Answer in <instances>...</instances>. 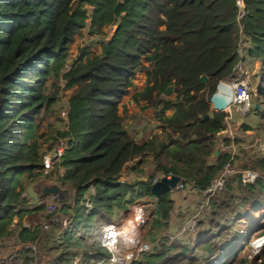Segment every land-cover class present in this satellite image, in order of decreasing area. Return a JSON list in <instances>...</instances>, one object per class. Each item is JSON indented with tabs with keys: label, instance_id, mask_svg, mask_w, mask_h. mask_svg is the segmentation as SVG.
<instances>
[{
	"label": "trees",
	"instance_id": "1",
	"mask_svg": "<svg viewBox=\"0 0 264 264\" xmlns=\"http://www.w3.org/2000/svg\"><path fill=\"white\" fill-rule=\"evenodd\" d=\"M239 1L0 0V240L12 235L10 227L17 218L19 243L14 251L23 256L24 264H74L86 245L79 233L93 237L97 224L101 229L117 212L144 198L155 200L151 231L159 232L149 251L133 264L248 262L242 252L255 228L248 225L254 216L264 214V155L243 166L240 157L245 152L239 145L244 141L238 135L255 132L264 139V0H241V6ZM87 20L93 35H103V29L113 25L117 29L100 42V54L84 46L63 71L70 46L82 35ZM259 62L258 109L236 115L246 119L237 124L233 140L223 141L224 151L212 161L216 136L224 131L228 113L215 110L211 97L220 82L237 78V65L245 72ZM139 73L145 74V87L132 100L144 103L143 110H156L159 124L152 130H161L142 144L129 135L118 114ZM54 79L58 87L72 90L68 127L58 124L62 130L55 135L70 141L57 182L72 187L75 195L62 209L67 225L55 223L41 233L40 227L22 225L29 213L22 195L25 182L42 176L45 153L40 131L59 102L57 91L50 94L47 88ZM169 86L174 99L164 97ZM205 115L209 117L204 119ZM147 158L154 174L180 177L185 193L190 189L202 193L231 158L237 173L210 197L196 231L181 229L176 234L170 230L174 192L156 199L150 191L154 174L146 179L138 175L144 174ZM137 159L134 180L121 182L124 167ZM244 170L258 174L254 183L241 182L239 173ZM87 200L90 210L85 208ZM259 229L263 236L264 225ZM162 230L168 235L161 236ZM86 248L78 264H103L110 257L99 242ZM250 264H264V249Z\"/></svg>",
	"mask_w": 264,
	"mask_h": 264
},
{
	"label": "rangeland",
	"instance_id": "2",
	"mask_svg": "<svg viewBox=\"0 0 264 264\" xmlns=\"http://www.w3.org/2000/svg\"><path fill=\"white\" fill-rule=\"evenodd\" d=\"M238 4L240 6L242 5L241 0L239 1ZM86 8L89 10V12L91 11V8H89V7H86ZM116 29H117V26L113 25V26H110L108 28H104L103 29V35H100V36L93 35L90 32L89 20H87V27L82 31V35L80 37H77L75 39L74 43L70 46L69 62L67 64V67H65V69L63 71H66L69 69L70 65L75 60V57L77 55L78 50L81 49L82 47L89 46L90 51L92 53H94V54L98 53L100 42L104 39L109 40L112 37V35L114 34ZM145 65H147V64H145ZM245 70H246L245 73L244 72L243 73L249 77L250 87H251V89H253L255 91V94H256V97H254V96L252 97V94H251L250 112H253V110H255V107L258 103L257 91L262 87V81H261L262 63L261 62L256 63V64H254V66H249L248 69L246 68ZM237 78H240L239 71H238ZM133 83H134V87L130 90L129 94L122 99V102L119 105L118 114L120 117H122L123 125L128 130L129 135L131 137H133L138 144H142V143L146 142L147 140H149L151 138V136H153V134L161 133V130L160 129L152 130L153 127L158 126V124H159L158 120L155 118L156 112L154 113L152 119H147L142 114L143 107L145 106V104L140 103L139 105H136L132 100V96L135 93L140 92L144 89V87H145V74L144 73L137 74ZM47 88H48V92L50 94L57 91L58 97H59L58 104L63 103V105L65 103H67V101L69 100L70 95L72 93V90H63L61 87H58L57 81L55 79L53 80V82L50 81L47 84ZM223 90L224 89H222V92H223ZM174 97H175V95L171 94V95L167 96L166 98L167 99H174ZM58 104L57 103L53 104V107H52L53 113H51L49 115V117H48L49 119H46L43 122L42 127L44 126V123H46L47 121L52 123V118L54 117V115H57L58 118L63 119L61 117V115H62L61 112L68 107H64V109H61ZM212 110H213V107H212ZM224 111L226 113H228V115H231V118H233V120H232V122H229V120L231 119L230 118L228 121H225V124H224L225 129L223 132H221L219 134L224 135L223 141L228 140V139L233 140V138L235 136L234 130L237 129L236 128L237 124L241 123V120L246 119V116L241 117V120H240V119H238L239 116H236L237 114L234 113L233 110L232 111L230 110L228 112V110L226 109ZM170 114H171V111L166 112V115L169 116ZM160 135H162V134H160ZM238 137H239V139L244 141V143H241L239 145V147L242 148L243 151L245 152L244 156H242V158L240 157V162L242 163L243 166L246 165L245 162L254 161V159L258 160V159H256V155H258V154H259V156L264 155V139L259 138L257 136V133H255V132L241 133L238 135ZM216 141H217V144L215 146V151L216 150H220V152L224 151V147H221L218 145V143L221 144V143H223V141H220V140H216ZM216 158L217 157H215L214 155L211 156L212 161H214ZM147 159L148 160L146 162V165L144 167H142L144 174H140V173L138 174L142 179H146L148 176L154 174V169L152 166L151 159L150 158H147ZM139 161H140V159H137L135 161L128 163L127 166L125 167V174L128 175L132 171V167L134 166V164L138 163ZM236 173H237V171H236ZM50 175H52V174H50ZM47 176H49V175H47ZM52 176H53L52 177L53 179L56 178L55 179L56 181H53V182H55V184L58 185L61 188V190H65L66 194L63 195V198L59 202L55 201V203H57V205L59 206V209H60L59 212L58 213L57 212L48 213L50 218L48 219V216H47V219L45 222L46 225L42 224V226L46 229L45 231L51 230L53 224L61 223L60 221H62L65 218H68L64 214L62 209L64 206H68V205L72 204L73 200H71V199H73V197H74L72 187H67V186L62 187L57 182L58 177H56V175H52ZM154 178L157 181H159L163 177L160 173H157V174H154ZM228 179H229V177H228ZM131 181H129V182H131ZM187 191H188V199H186L185 201L182 198L183 195L185 196V194H183V193H185V192H183V190L177 189V190L172 191V192H174L173 197L175 200V205L171 211L172 212V220H171L172 225H170V230L173 232H176V234H179L180 233L179 231L181 229L183 230V226L189 218L197 215V221H198V217L200 219V218L204 217V214H205L206 209L204 210V208L206 206L203 207L202 209L200 208L201 207V200H202V193H199L198 191L193 190V189H190ZM202 210H204V211L202 212V214L200 216H198L199 215L198 211H202ZM40 211L47 213L46 209H44V208H41ZM154 212H155V200H153L152 198H148V200L146 199V200L141 201V199H140V200H137L134 204H132L127 210L122 211V212H117L114 219L112 220V222H118L121 219L126 218V217L131 218V216L133 214L140 213L142 216V224L140 225L141 238L143 240V243L146 244L150 249L152 247V243L154 241H157L156 233L159 232L157 230L151 231V219L153 217ZM263 215L264 214H261L259 216H254L252 221L249 222L250 223V225H248L249 229L251 230L252 227H255V228H254L253 233H251V235L249 236L250 238L248 240V244L244 247L243 252H242V256L244 258L248 259V262L246 264H250L249 257L251 256V244L256 239H258V237L261 235L259 228H260V226L264 225V216ZM54 219H56V220H54ZM132 220L137 222V219L133 216H132ZM49 221H51L52 223L47 224ZM112 222H109V223H112ZM96 228H97V230H96V232L94 231L93 237H90V238L85 237L84 242L86 243V245H84V247H82V249H81L82 253H84L86 250H89V248H86V247L90 246L89 243H93V246L98 243V241L100 239V231L102 228L99 229V224L96 225ZM75 234H74V236H75ZM79 234L81 235V233H79ZM160 234H161V236L164 237V236L168 235V230H162ZM260 237H262V236H260ZM262 240H260V241H262ZM263 243H264V240H263ZM255 244L258 245L257 242ZM168 245H170V243H168ZM17 247L18 246L16 245V242H13L11 245H9V248H7L5 250H7V252H8V251H12L14 249H17ZM40 251L41 250H38V252H40ZM143 254H144V252L139 254L140 258ZM140 258L138 260H140Z\"/></svg>",
	"mask_w": 264,
	"mask_h": 264
},
{
	"label": "built area",
	"instance_id": "3",
	"mask_svg": "<svg viewBox=\"0 0 264 264\" xmlns=\"http://www.w3.org/2000/svg\"><path fill=\"white\" fill-rule=\"evenodd\" d=\"M240 6V5H239ZM243 16V13L241 17ZM237 69L240 71V78L234 79L231 82H220L217 85L218 90L220 88H224L227 91V95L231 98L230 103L228 105V112L233 110L239 116L246 115L250 112L251 109V94L252 97H256L255 91L251 89L249 83V77L241 71L240 65L237 66ZM242 74V75H241ZM216 88V89H217ZM225 93V92H224ZM61 117L63 120L68 123V108L64 109L61 112ZM231 118V115H228L225 118V121H228ZM66 139H59L56 145V150L53 154H46L43 157V169L42 173L44 175H48L50 173H55L56 177H61L64 173V169L61 166V159L64 152L68 149ZM219 146L224 147L223 143L219 144ZM225 149V147H224ZM232 150H235L232 147ZM232 160V158H231ZM231 160L223 167V171L220 173L218 177H216L202 192V200H201V209L208 204V201L211 196H213L216 192L222 190L225 183L227 182L228 177L230 178L232 175L236 174V170L231 165ZM241 182L244 185L252 184L258 177V174L253 171L244 170L239 173ZM157 181V180H156ZM154 181L153 183H155ZM177 189L182 190L183 186L179 183ZM90 194L94 195V190L90 188ZM73 195H75V191L73 189ZM72 200V199H71ZM59 202V201H58ZM48 213L59 212V206L57 203H47L45 201L42 204ZM86 210H90L91 205L87 200L85 203ZM137 219L135 224H132L130 220L123 218L118 222L108 223L102 227L100 231V244L101 246L110 254V257L106 260L107 264H133L140 258V253H145L149 250V247L143 243L140 234V225L142 224V216L140 213H135L132 215ZM131 216V218H132ZM56 220V219H54ZM51 224L52 222L49 221ZM63 226L67 225V219H63L60 221ZM129 227V231L126 229ZM197 227V215L189 218L184 226L183 232L194 233ZM126 236L130 239L131 243L135 244L132 246H126L124 243L123 237ZM264 239V235L259 237L251 244V256L249 259H253L261 254L264 249V243L260 245H256L255 243ZM34 247V246H33ZM140 247V248H139ZM139 255V256H138ZM138 256V257H137ZM260 262V261H258ZM0 264H24L23 256L14 250L0 253Z\"/></svg>",
	"mask_w": 264,
	"mask_h": 264
},
{
	"label": "crops",
	"instance_id": "4",
	"mask_svg": "<svg viewBox=\"0 0 264 264\" xmlns=\"http://www.w3.org/2000/svg\"><path fill=\"white\" fill-rule=\"evenodd\" d=\"M100 52H101V49L99 46V52L96 53V55L100 54ZM67 103H68V101H67ZM67 103H65V105H66L65 107H67ZM56 119H58V117L54 116L52 118V123H50L49 121L44 123V126L42 127V129L40 131L41 138H40L39 142L41 143V149L44 151L45 155L46 154H53L55 152L58 139H60L55 135L56 134L55 131L62 130L61 127L58 125L61 123L57 122ZM62 126H63V129L64 128L66 129V127L63 124H62ZM125 167L122 170V173L120 176L121 182L131 181L135 178V174L133 173V171H131L128 175L125 174ZM50 174L54 175L55 173L53 172ZM50 174H48L49 176H47V175H44L42 173V176L40 179L32 181V182L31 181L25 182V192L22 195V197L28 201V203H27L28 206H26V208L29 209V213L26 214L22 220V225L26 228H30L31 230L35 229V227H40L41 233H44L46 230L42 226V224L46 225L45 222H46L47 216H49L47 210H46L47 213L40 211L41 208L46 209L42 204L45 201H47V203H55V198H53V197H46V198H43V197L40 198L39 197L40 191L42 190V188L44 186H47L50 184H55V182H53V181H56L55 180L56 178L53 179L52 178L53 176ZM183 194H185V196L184 195L182 196L183 200L185 201L186 199H188V193H183ZM186 194H187V197H186ZM60 197H61V195L58 196V198H60ZM146 199L148 200V198H144L141 201L146 200ZM56 202H58V201H56ZM17 222H18L17 218H14L12 226L10 227V231L12 232V235L8 236V237H4L0 240V253H6L7 250H5V249L9 248V245H11L13 242H16L17 244L19 243L18 242V231L19 230L17 227ZM171 225H172V223H171ZM78 236L81 238H85L82 234L78 235ZM98 242L100 243V240ZM89 245L93 247V243H89ZM36 246L37 245H32V248L34 249ZM91 254L92 253H90V255ZM83 255H84V253H82L81 249H80V253L77 255V257H75L74 264L80 263V260L82 259ZM44 259H45V257H43V260ZM50 260H51V258L48 257L47 261L50 262ZM90 262L91 261H89V263ZM90 264H93V261ZM103 264H107V263L105 262Z\"/></svg>",
	"mask_w": 264,
	"mask_h": 264
},
{
	"label": "water",
	"instance_id": "5",
	"mask_svg": "<svg viewBox=\"0 0 264 264\" xmlns=\"http://www.w3.org/2000/svg\"><path fill=\"white\" fill-rule=\"evenodd\" d=\"M207 78L205 76L201 77L200 82L202 84L206 83ZM173 91V87L169 86L165 89L164 91V96L167 97L169 95L172 94ZM218 93V88L216 89L215 93L212 95L211 97V102L213 103V107L215 110L222 112L224 110L227 109L230 101L227 99H223L220 97H217L216 94ZM163 101V98H160L159 100H157L156 105L159 106L161 105ZM256 109H258V106L256 105L255 107ZM156 112V110L153 107H149L143 110L142 114L145 118L147 119H152L154 113ZM209 117V115H205L204 119H207ZM57 122L63 124L66 128L68 127V123H66L63 119L58 118L56 119ZM217 140L223 141L224 140V135L222 134H218L216 136ZM70 144V141H68L67 145ZM220 154V150H216L214 153L215 157H218ZM183 180L178 177V176H174V175H169L167 177H163L161 178L159 181H156L155 183L152 184L150 191L153 194V196L158 199L160 197L161 194L165 193V192H172L174 190L177 189V186L179 185V183H181ZM66 194L65 190H61V188L56 185V184H50L47 186H44L42 188V190L40 191L39 197L40 198H46V197H53L55 198V201H60L63 198V195ZM61 195L60 198H58V196ZM126 231H129V227L126 229Z\"/></svg>",
	"mask_w": 264,
	"mask_h": 264
},
{
	"label": "bare ground",
	"instance_id": "6",
	"mask_svg": "<svg viewBox=\"0 0 264 264\" xmlns=\"http://www.w3.org/2000/svg\"><path fill=\"white\" fill-rule=\"evenodd\" d=\"M222 89H224V88H220V89L218 90V93L216 94V96H217V97H220V98H223V99H227V100L230 101L231 98L229 97V95L226 94L227 91L224 89L223 92H222ZM224 92H225V93H224ZM222 93H223V94H222ZM224 95H225L226 97H225ZM126 218H127V217H126ZM127 219H132V218H129V217H128ZM130 221L132 222V224H135V223H136L134 220H130ZM123 240H124V243L126 244V246H132V245L135 246V244L131 243L130 239H128L126 236L123 237ZM263 240H264V239H263ZM263 240L257 242L258 245L262 244V243H263ZM139 248H140V247H139Z\"/></svg>",
	"mask_w": 264,
	"mask_h": 264
}]
</instances>
